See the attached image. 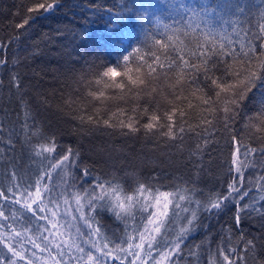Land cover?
I'll return each mask as SVG.
<instances>
[{
    "label": "trees",
    "instance_id": "16d2710c",
    "mask_svg": "<svg viewBox=\"0 0 264 264\" xmlns=\"http://www.w3.org/2000/svg\"><path fill=\"white\" fill-rule=\"evenodd\" d=\"M0 192L17 264H264V0H0Z\"/></svg>",
    "mask_w": 264,
    "mask_h": 264
},
{
    "label": "snow or ice",
    "instance_id": "6c2138e0",
    "mask_svg": "<svg viewBox=\"0 0 264 264\" xmlns=\"http://www.w3.org/2000/svg\"><path fill=\"white\" fill-rule=\"evenodd\" d=\"M54 7V4H48L47 5V9L46 10H51L52 8ZM156 44H160L161 41L159 39H157L155 41ZM129 59V57L127 55H125L123 57V60L124 61H127ZM111 74L112 76H116V75H119V73L116 71V68H113V67H109L107 69V72L104 73V75H109ZM215 83V81H213ZM146 127H151V125H147ZM71 151V150H69ZM61 165L63 164H72L74 163V161H70L69 160V156L68 155H65L62 159L61 162H59ZM237 161L235 159V154L233 156V164H236ZM57 165H54L53 167H56ZM237 172H240V168H237L236 169ZM65 174L66 175H70L69 172H67V170L65 169ZM85 174H87L85 172ZM40 179L37 178L36 180V184L39 185L40 184ZM74 183V182H73ZM105 184L107 182H104ZM71 186V185H70ZM96 187H99L100 190H101V193L104 192V184H101L98 180L96 181V183L94 185L91 186V191H89L88 189H85V192L87 193V196L89 198V204H88V207L89 208H95L97 207L98 205V202L102 201L104 199L103 196H98V195H95V189ZM141 190H144V187L141 186ZM41 192L42 190L38 187L35 194L33 195V193L31 191H28L26 194L25 192H21V196H25L26 195V198L27 199H32L33 202H35L36 200H40V197H41ZM239 190L235 188V186L233 184H229L228 186V192L227 194H221V193H216L213 195H210L209 196V203H210V207H204V211H208L210 214L213 210H216V209H220L222 207V204L223 202H226L228 201L229 199H234V194L238 193ZM12 194L14 195L15 194V188L12 190ZM45 195H48V193H45ZM244 195L246 196L247 193H244ZM160 196H163L164 197V200L165 201H168L166 203L163 204V209L164 211L163 212H160L159 215L161 216H166L168 214V207H169V203H171V201L168 200V193H160L159 196H156V203L159 204L160 203ZM0 197H3L5 200L7 199V194L4 193V192H0ZM133 197L132 196H128L127 197V200H132ZM180 199L181 200H185V196H180ZM17 203H19V201L17 200L16 201ZM41 204L44 203L43 200L40 201ZM51 202V201H50ZM189 203H191L189 201ZM261 203L264 204V197L261 198ZM77 204H79V200H77ZM29 211H31V206L29 205ZM99 207H102L105 211H111L112 213H116V208L115 207H111L109 208L107 205L105 204H100ZM202 207V206H201ZM248 206H245L244 209H238V214H237V222H239V212L240 211H244L247 209ZM119 208L121 210L124 209V205L123 204H120L119 205ZM254 210H255V207L253 206ZM190 209L189 208H185V212H188ZM118 214V213H116ZM157 213H153V215H156ZM0 215H3V213H0ZM85 219V222H87V216L83 217ZM185 219H187V217H185ZM197 220H198V216H197V210L196 209H192L191 210V219L188 220V225L189 227L188 228H181V231H180V234L179 236L177 237V240L174 242V245H175V248L173 250H178L180 248V244L183 240V238L188 234V232H190L196 225L197 223ZM152 218L149 217V223H152ZM79 232V230H77ZM156 232H159L160 229L159 228H156L155 229ZM91 233H89L90 235ZM99 234V233H97ZM44 239L46 240L47 237H44ZM153 239H155L153 237ZM108 243L110 244H114V247L111 249L112 252H116V253H119L120 251H122L123 249L121 248V245L120 243H117V242H114V241H108ZM143 244V236H141V245ZM141 245H136L137 247H140ZM7 248H8V251L11 252L12 254V257H17V256H20V253L15 251L14 248L12 246H9V245H5ZM34 246H39V245H34ZM95 246V245H93ZM69 247H75L79 252L81 253H84L85 252V249L80 247L79 244H77L75 242V240H73L70 244H69ZM108 245L105 244L104 245V248H107ZM129 247H132L131 244H129ZM153 247V243L150 241L148 243V248L151 249ZM97 251L98 252H101L102 255H104L105 257H107L110 253L109 252H104L103 249L101 248H97ZM87 254V259H88V264H106V261H101L100 259V256H93L91 252H88L86 253ZM138 255V254H137ZM165 256L168 255V253H164ZM115 259V258H114ZM0 264H17V262L13 259H11L10 257L8 256H0Z\"/></svg>",
    "mask_w": 264,
    "mask_h": 264
},
{
    "label": "rangeland",
    "instance_id": "374dc122",
    "mask_svg": "<svg viewBox=\"0 0 264 264\" xmlns=\"http://www.w3.org/2000/svg\"><path fill=\"white\" fill-rule=\"evenodd\" d=\"M133 254H134V253H133ZM137 254H139V253H138V252H136L134 256H138ZM112 264H113V263H112Z\"/></svg>",
    "mask_w": 264,
    "mask_h": 264
}]
</instances>
